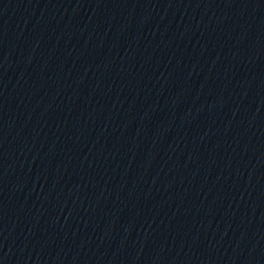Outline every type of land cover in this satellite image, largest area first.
<instances>
[{
  "label": "water",
  "instance_id": "water-1",
  "mask_svg": "<svg viewBox=\"0 0 264 264\" xmlns=\"http://www.w3.org/2000/svg\"><path fill=\"white\" fill-rule=\"evenodd\" d=\"M0 264H264V0H0Z\"/></svg>",
  "mask_w": 264,
  "mask_h": 264
}]
</instances>
